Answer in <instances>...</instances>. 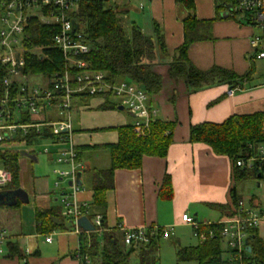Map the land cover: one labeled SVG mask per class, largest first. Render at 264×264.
I'll use <instances>...</instances> for the list:
<instances>
[{
    "label": "crops",
    "instance_id": "obj_1",
    "mask_svg": "<svg viewBox=\"0 0 264 264\" xmlns=\"http://www.w3.org/2000/svg\"><path fill=\"white\" fill-rule=\"evenodd\" d=\"M113 5L118 7L125 20L135 23L148 37L152 36V24L155 22L162 31L170 54L183 43V26L175 0H114ZM218 5L219 2L216 0H194L196 18L201 21H213L210 39L189 47L187 54L190 62L202 71L209 70L212 66L230 70L240 76L249 73L252 68L254 71L255 59L252 58L251 41L259 32L256 34L253 25L244 23L242 16L236 15L233 19L226 17L223 9L219 11V18L215 19ZM168 61L169 59L162 63L166 64ZM161 67L157 69L162 75L163 87L151 99L150 105L158 111L159 120L176 124L172 144L165 158L144 157L141 169L116 170L113 178L114 188L105 194L107 202L105 225L109 229L117 228L123 232L133 228L175 226L176 230L190 229L191 236L196 240L191 227L180 222L181 216L189 214L200 224L216 223L225 217L223 213L208 205L230 204L229 190L233 178L229 159L215 155L203 144H192L188 141L190 126L222 123L233 115H249L264 111V78H253L252 72L250 79L243 81L239 91L233 95L228 94L230 88L227 85H212L196 93H188L184 82L168 79L165 76V69ZM103 103L104 99L101 97L92 98L87 106L78 107L76 111L73 109V128L83 132L75 134L76 146L115 144L117 142L115 131L100 133L89 131L132 123V118L126 112L124 118L123 115L101 110L99 118L112 115L116 120H107L106 123L100 120L94 126L81 125L80 114L93 108L98 109ZM46 116L52 117L53 120L59 118L54 111H48ZM46 155L54 157L56 152H49ZM82 158L83 166L88 168L102 170L109 165V155L103 149L83 151ZM18 159L20 189L16 193V198L24 202L16 209L0 207V264H23L25 261L27 264H81L78 255L81 246L79 237L81 235L88 237L87 231L80 227L84 233H75L71 225L63 232L52 231L49 234L39 232L35 212L60 206L61 192L54 186L51 188L45 178L34 176L32 166L28 165L29 161H36L37 158L31 152ZM78 174L76 182L79 181L81 190L75 198L80 204L89 205L92 199L89 170L86 172L83 168ZM165 174L171 181L173 195L171 200L158 195ZM85 181L88 188L84 184ZM239 200L242 201L241 198ZM251 202L255 203L252 200ZM83 218L91 226L92 218L89 219L87 216ZM257 233L264 243V222L260 224ZM49 237V243L45 242ZM9 241L18 244L24 260L6 257V243ZM176 241V250L197 245L195 243L182 246L180 238ZM222 250L223 255H226L223 258L229 261L230 255L226 246Z\"/></svg>",
    "mask_w": 264,
    "mask_h": 264
},
{
    "label": "trees",
    "instance_id": "obj_2",
    "mask_svg": "<svg viewBox=\"0 0 264 264\" xmlns=\"http://www.w3.org/2000/svg\"><path fill=\"white\" fill-rule=\"evenodd\" d=\"M236 0H220L217 6V17L224 5L235 4ZM108 0H77L69 14L75 23L74 31L81 36V42L89 46V51L82 57L87 64L86 70L90 72H101L106 75V81L110 84L118 81H129L144 90L151 99L158 94L163 87L162 75L158 67L165 69V76L172 81L184 82L188 93H196L199 90L209 88L212 85L235 88L243 81L249 80L253 68L245 75H236L234 72L212 66L209 70L202 71L194 67L190 62L187 51L189 47L198 42L210 39V28L213 20L201 21L195 16L194 0H175L180 7L181 23L183 26V43L170 54L166 48L163 34L160 28L153 22L152 36H146L142 29L129 22V31L123 28V17L118 7L109 4ZM49 7L41 9L45 16L50 12ZM21 47L24 50L26 65L22 71L26 76L50 77L56 72L65 70V63L58 49H54L52 39L56 33L54 26L41 23L38 18L31 17L23 31ZM42 49L37 55L32 50ZM169 61L165 64V62ZM6 75V67L0 63V98L4 88L2 79ZM12 94L16 89V82L11 86ZM104 103L98 110H117V104L110 99L109 95H103ZM73 109L85 107L92 99L87 94L75 96ZM98 98V97H96ZM10 118L7 123H29L31 120L25 115L20 120L13 117L14 106L10 104ZM53 120L52 117H47ZM175 123H166L158 118L149 123V128L142 135L134 132L133 126L128 123L125 126L91 130L89 132L115 131L117 142L101 146L75 147L76 161L83 163L82 152L87 150H105L109 155L107 168L97 170L84 166V171L90 175L91 201L86 212L87 217H101V226L104 231L98 235L91 233L88 237H79L81 246L78 255L86 254L91 264H129L131 255L138 252V264H155L158 252L160 237L153 239L146 246L139 248H126L123 246L124 232L120 229H109L105 225L107 202L105 194L114 188L113 178L116 170H138L144 157L165 158L169 147L172 144V134ZM264 111L254 114L230 116L222 123H201L192 125L189 129L188 141L192 144H203L215 155L226 157L231 164V176L233 184L229 190V205H208L214 210L223 213L225 217L235 214L239 197L235 191L236 184L244 180L263 179V172L257 168L254 170L239 169L234 164L239 158H248L256 154L255 146L264 144ZM74 134H81L82 131L73 128ZM49 139L52 143L58 144L50 130L44 129L37 132L30 129L26 136L21 132L12 140H3L0 143V168L6 169L12 180L9 184L0 189V192H19L20 166L19 152L12 150L11 146L31 147L40 140ZM87 169V170H86ZM158 195L161 198L171 200L172 186L170 177L165 174L159 188ZM14 204H4L0 207L16 209L21 206L22 201L15 198ZM251 202V201H250ZM61 206V207H60ZM49 208L46 211H36L35 220L37 229L42 234H49L52 231L63 232L71 227V220L62 213V205ZM205 226L202 227V230ZM209 229L214 231L215 237L207 239L202 244L190 248H180L176 251L177 262L194 261L197 264H239L236 261H228L223 258L221 249L222 239L219 235L220 226L214 224ZM7 258H17L19 261L25 259L18 244L7 242ZM248 258L244 264H264V243L257 231L251 232L248 238ZM23 264H27L25 261Z\"/></svg>",
    "mask_w": 264,
    "mask_h": 264
},
{
    "label": "built area",
    "instance_id": "obj_3",
    "mask_svg": "<svg viewBox=\"0 0 264 264\" xmlns=\"http://www.w3.org/2000/svg\"><path fill=\"white\" fill-rule=\"evenodd\" d=\"M77 0H0V63L6 67V75L2 79L3 95L0 98V143L3 140H12L18 133L22 136L29 134L30 129L43 132L50 130L59 143L67 145L66 149L56 153V163L64 165L67 169L60 172V178L55 186L59 189L62 213L71 220L75 233H84L78 226L79 219L86 217L88 205H82L75 198L81 190L76 185L77 174L83 169V164L76 161L73 133V101L75 96L87 94L91 98L109 95L116 100L117 106L132 118L131 125L136 134L149 128V123L157 118L158 111L149 104L150 98L143 89L129 81L108 83L104 73L90 72L86 70L87 64L82 57L89 51V46L81 42V36L76 34L73 20L69 14L73 10ZM114 1V0H112ZM220 3V0H216ZM49 7L48 15L41 13V9ZM37 11V14L32 11ZM225 16L234 18L243 17V22L251 24L259 30V34L251 41L253 50L252 58L264 62V0H236L235 4H226L223 7ZM35 17L41 23L54 26L56 33L52 39L53 48L58 49L65 63V70L56 72L50 77L26 76L22 71L26 65L24 50L21 47L23 31L29 18ZM41 52L42 49L35 48ZM32 50L33 53H36ZM39 55L38 53H36ZM29 79V80H28ZM35 80L32 84L28 81ZM16 82L15 92L12 94L11 86ZM240 86L230 88L229 95L239 91ZM10 104L14 106L16 121L23 115L31 120L29 123H7L9 119ZM54 111L59 115L58 120H48L47 112ZM264 131V125H263ZM256 154L248 158H239L234 164L239 169L264 171V144L255 146ZM45 148L43 154H48ZM67 178V189L58 185ZM12 175L0 168V189L9 184ZM183 225L190 226L192 235L198 244L215 237L214 231L209 229L214 224L220 226L219 235L229 251V261L244 264L248 258L246 242L253 231H257L264 222V208L256 203L249 202L248 206L242 201L238 202L235 214L223 217L216 223H198L189 215L183 214L180 218ZM93 230L86 232L100 235L104 229L101 226V217L95 216L91 220ZM205 229L202 230V227ZM81 230V231H80ZM175 226L147 227L128 229L123 235V245L126 248H139L146 246L153 239H169L174 234ZM3 235H1L2 237ZM50 237L45 240L49 243ZM81 264H91L88 255L80 254Z\"/></svg>",
    "mask_w": 264,
    "mask_h": 264
},
{
    "label": "rangeland",
    "instance_id": "obj_4",
    "mask_svg": "<svg viewBox=\"0 0 264 264\" xmlns=\"http://www.w3.org/2000/svg\"><path fill=\"white\" fill-rule=\"evenodd\" d=\"M108 5L113 4L112 0H108ZM134 8H132L133 10ZM178 12L181 11L180 7L177 8ZM32 13L37 14V11H32ZM182 14H180L181 16ZM132 18V17H131ZM131 20V19H130ZM131 22V21H130ZM129 21L123 19V28L126 29V33H128L129 28H128ZM256 34H258L259 30L256 28ZM36 53L40 54L41 52L38 50H34ZM253 64L255 65L254 68V77L256 79H262L264 78V62L261 60H254ZM29 80V79H28ZM32 84L37 83L35 80H30L28 81ZM178 96V95H174ZM91 99L89 100L90 103ZM114 103H116V100H112ZM117 104V103H116ZM117 108V107H116ZM102 111L98 110L97 108H93L90 111H85V113L80 114V120H81V125H91L94 126L95 124L99 123L100 120H103L105 123L108 121H113L116 120L115 116L114 118L112 115H105L102 118H99V115ZM110 113L116 115H123L125 116L124 111H117L113 110L112 112L109 111ZM96 113V114H95ZM98 114V115H97ZM125 118V117H124ZM108 120V121H107ZM114 123V122H113ZM95 130H100L96 128ZM100 132H107V131H100ZM100 132H93V133H100ZM12 150L18 151L19 158L25 157L28 155V153H32L37 160L36 161H29L28 166H32V173L34 176L45 178V181H48V185L51 186V188H56L55 183L56 181L60 178L59 174L60 172H64L67 168L62 165V164H57L56 163V155L54 157H50V155H44L43 152L45 148L49 150V152L54 153L58 152L59 150L66 149L67 145L64 143H59V145L54 144L51 142L49 139H44L40 140L37 143H34L31 147L27 146H11L10 147ZM55 158V161H54ZM263 177H264V171H263ZM67 178H64L62 182L58 185L60 188H65L67 189ZM85 186L88 188V184L85 181L84 182ZM235 191L237 192V195L239 199H242V202L244 205L248 206V203L252 200L254 201L257 205H260L262 208H264V178L254 181V180H244L243 182H238L235 187ZM241 201V200H239ZM180 238V242L182 243V246H189V245H194L195 243L198 244V242L191 236V231L190 229H175L174 234L169 238V239H160L159 241V248L158 252H156V257L157 260L155 264H197L194 261L190 262H177L176 260V239ZM124 246V245H123ZM225 244L222 242L221 248L224 249ZM138 252L135 251L133 255L130 257L129 264H138ZM223 256H226L225 254Z\"/></svg>",
    "mask_w": 264,
    "mask_h": 264
},
{
    "label": "water",
    "instance_id": "obj_5",
    "mask_svg": "<svg viewBox=\"0 0 264 264\" xmlns=\"http://www.w3.org/2000/svg\"><path fill=\"white\" fill-rule=\"evenodd\" d=\"M73 27L76 28L75 23H73ZM117 111H123L121 106L117 107ZM77 177H79V174H77ZM76 185L80 186L79 181L76 182ZM16 193H11V192H0V205H4L5 203L7 204H14L15 203V198H16ZM20 201H22L20 199ZM24 202V201H22ZM79 227H83L86 231L91 232V230H93V227L89 225V223L87 222V220L85 218H81L79 219V221L77 222ZM246 250L248 252H250V247L247 245L246 242Z\"/></svg>",
    "mask_w": 264,
    "mask_h": 264
}]
</instances>
